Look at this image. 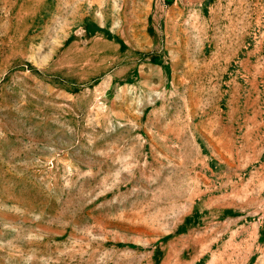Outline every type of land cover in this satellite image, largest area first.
Masks as SVG:
<instances>
[{
  "label": "rangeland",
  "instance_id": "1",
  "mask_svg": "<svg viewBox=\"0 0 264 264\" xmlns=\"http://www.w3.org/2000/svg\"><path fill=\"white\" fill-rule=\"evenodd\" d=\"M0 264H264V0H0Z\"/></svg>",
  "mask_w": 264,
  "mask_h": 264
}]
</instances>
